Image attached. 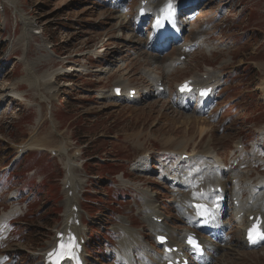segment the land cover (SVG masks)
<instances>
[{"label":"rangeland","instance_id":"rangeland-1","mask_svg":"<svg viewBox=\"0 0 264 264\" xmlns=\"http://www.w3.org/2000/svg\"><path fill=\"white\" fill-rule=\"evenodd\" d=\"M122 2L0 0V219L19 207L10 219L0 220L4 263L43 264L42 252L54 245L68 206L80 219L82 210L86 264L126 263L121 253L125 234L117 227L124 218L128 226L141 230L142 242L132 248L134 263L157 261L156 233L142 217L146 198L158 205L173 232L187 226L177 213L176 187L168 176L181 171L184 178L182 167L194 169L209 160L207 146L217 155L214 177L235 169L250 170L253 183L264 178V0H203L194 6L197 15L186 25V39L203 25L201 45L181 55L182 64L164 78L169 94L136 103L122 95L111 98L107 92L120 77L142 88L148 84L143 70L163 75L164 63L162 69H154L147 37L136 35L140 0ZM119 8H125V18ZM23 18L37 29L25 34ZM178 52L175 47L164 62L177 58ZM26 61H37L34 85L23 79ZM69 68L84 70L56 75L51 82L42 80L46 71ZM106 68L109 72L102 70ZM209 72L221 79L214 87V111H189L177 105L176 84ZM13 91L24 96L18 98ZM32 141L45 148H26ZM178 145L189 149L191 158H179ZM54 148L60 154H53ZM143 155L148 164L155 163V172L137 170ZM69 158L79 163L77 173L84 185H75L73 200L64 205ZM233 174L237 176L233 180L230 173L222 174V179L239 183L243 175ZM232 202L229 195L225 205L229 225L226 240L220 242L224 249L209 264H264V244L248 248L238 243ZM253 208L257 204L242 210ZM263 208L261 203L257 209ZM182 211L187 217L191 210ZM134 239L128 232L127 241Z\"/></svg>","mask_w":264,"mask_h":264},{"label":"bare ground","instance_id":"bare-ground-1","mask_svg":"<svg viewBox=\"0 0 264 264\" xmlns=\"http://www.w3.org/2000/svg\"><path fill=\"white\" fill-rule=\"evenodd\" d=\"M11 1V0H10ZM119 1V0H118ZM146 2V7L148 8L149 11H155V12H159V9L166 4V2L168 0H141L142 2ZM175 2H180V0H173ZM12 4L15 5V2H12ZM121 5V4H119ZM142 6V4H140L138 7L140 8ZM138 8V9H139ZM120 15H123L122 18H125L126 16H124L125 14L120 13ZM137 18H138V13H137ZM32 22V21H31ZM180 22H182L183 24H188L190 22L189 17H181ZM23 23L24 25H26L25 27V34H29L30 31H34L36 29V27L32 26V24L30 22H28V20L26 18H23ZM133 23V22H132ZM121 27L124 25V22L121 21L120 23ZM206 28L202 25V27H196L190 34V37L187 38V45L189 44H196V43H200V40L202 38V34L204 33V30ZM141 41V40H140ZM139 42V41H138ZM207 46L210 47V49L207 48ZM206 48L208 51L212 50V47L209 44H206ZM178 53L177 55L178 58L175 59H170L166 62H164V57L162 56H156V55H151L150 59L152 61L153 64H156L155 66H153L154 69H162V65L164 63V70H163V75H158L155 76L153 73L154 71H150L149 69H145L143 70L147 77L145 76L144 72V79L146 82H148V84H143V87H137V86H131L129 83L123 82L121 77L117 80V83L115 86L112 87V89L107 92V96L111 97V98H119L116 93H115V87H121L122 88V96L125 97V101H131L133 103L139 102L141 100H143V98L147 97V96H157V98L159 96H161V94H166L167 92H170V88L168 86V90L165 91V93H162L160 91V87L163 86V80L166 76L171 74V71H176L177 69V61L180 60V55L185 54V52L183 51V47L180 49V47H178ZM135 53H138L136 51H134ZM45 54V53H44ZM43 56V55H42ZM42 56H40L42 58ZM40 58V59H41ZM192 59V58H191ZM37 61H26V74L23 76V79H29L31 81V84L34 85L37 82V79L34 75V69L36 67ZM143 69V68H142ZM77 71V72H81L84 69L83 68H69L66 71H62L57 73L59 70L56 71H46L44 73V75H42V80H46L47 82H51L52 80H54L56 78V75L59 74H65L66 72H70V71ZM105 72H109L110 68H106V69H102ZM90 71V70H89ZM207 74V76L205 75H194L189 79H192V84L199 86V87H210L212 86L213 90L214 87L216 85H218L220 83V75L218 73H213V72H209V73H205ZM150 78V79H149ZM36 79V80H35ZM188 79V78H187ZM152 83H151V81ZM184 81V80H182ZM181 81V82H182ZM181 82L176 84V88H178L181 84ZM41 83V82H40ZM153 84V85H152ZM132 90H136V94L131 97V92ZM263 90H264V86H263ZM14 92V91H13ZM16 96L21 97L22 95L24 96L23 93H21V91H16L14 92ZM213 93V92H212ZM197 94V93H196ZM106 95V94H105ZM104 96V95H103ZM213 95L211 94V97ZM192 102H194V98L193 95H189V96H182L180 99V104L182 107L188 108L191 106ZM199 102V99L198 101ZM43 117V116H42ZM175 120V119H174ZM135 136H138V133L134 134ZM35 141H32L31 144H27L25 145L26 148H37L39 146L44 147V145L40 144V143H34ZM34 147H31V146ZM45 148V147H44ZM41 148V149H44ZM177 153L180 155L179 158H182L183 155H188L189 158H191V154L189 153V149L187 148H183L181 146H177ZM40 149V148H37ZM59 151V152H58ZM58 152V153H57ZM206 152H207V156L209 157V160H204L202 162H200V164L197 165V168L194 169H188L186 167H182V171L185 172L183 174V176H185L184 178H181L180 176V172H176V175L173 176L170 174L171 181L173 182V185L176 187L174 190L176 192V195L178 197L177 199V213L181 215V217L184 219V221L186 222L185 227H180L179 229H176L174 232L172 231L173 226L166 220L162 219L161 222L156 221L155 218H162V215L159 213V208L157 204H154L153 199L151 198H146V203L144 208L142 209V211L144 212L143 214V220L145 221V223H148L149 228L156 233L155 234V240H156V236L160 235V234H166L168 235V237L170 238V242L166 243V244H162L159 247V250L157 251V261H155L154 259L152 261L149 262H144L143 264H158L159 262H161V256L163 254L164 257H162V264H167L169 263L171 260H174L176 257H178L177 253H167L164 250V247L166 245H170V246H174V245H178L183 251L184 253H186V247L184 245V240L187 237L188 232L190 231V227L188 225L194 224L196 226V224L201 221V219L198 218L197 213L195 211V206L196 204H194L195 201L198 200V202H207L209 201L210 198H215L218 195V193L215 191L217 190L218 186L222 187V190H224L225 192L223 193L225 196H227V190H228V186L231 184L232 187V193H230V195H232V198L238 201V205L233 206L232 208V213H234L233 217H234V221L237 223V233H239L238 236V243L242 246L246 245V239H245V235H246V229L251 225L250 223V216L251 215H255V216H261L264 222V208L262 210H258V206H260L261 203H264V178L261 177L256 183L251 182V180L249 179V171L250 170H245V171H239V170H227L225 173H230L232 175V180L235 179L234 177H237L233 174V171H236V173H240L241 175H243L241 178H239V183L236 182H228L225 181L224 179H222V174L225 173H220L217 174V177H214V175L212 174V170L217 171V168L219 167L217 165V160L214 161L213 160V156H215L217 158V155H213V151H212V147L211 146H207L206 147ZM53 154H60V149H53L52 151ZM203 153V152H202ZM206 154V153H204ZM147 155H143L140 160H139V164H138V168L137 170H141V171H153L156 170V167H152V164H148L147 163ZM141 162V163H140ZM78 162H76V160H72L71 158L68 159L66 166H67V172L65 174V176L67 177V182H64V194L65 197L67 196V198L64 200V205L65 204H69V201H67L68 199L73 200V196L75 195V185L77 184H83V178L80 177V175L77 173V166H78ZM154 166V165H153ZM66 169V168H65ZM203 172L202 176H196L199 173L198 172ZM169 175V174H168ZM205 178V179H204ZM263 178V179H262ZM203 184V187L199 188V184L201 183ZM227 186H226V184ZM243 183V184H242ZM263 183V184H261ZM84 185V184H83ZM68 186V187H67ZM80 186V185H79ZM78 186V188H79ZM202 186V185H201ZM243 186L246 189H243ZM67 187V188H66ZM81 189V188H80ZM231 189V188H230ZM242 190V193L241 191ZM66 191V193H65ZM74 193V194H73ZM246 193V195H245ZM186 197V198H184ZM182 199V202H181ZM246 204V205H244ZM257 204V208H253V210L250 211H245L243 212V207L244 206H249V205H255ZM224 205H221L220 208V212H223V208ZM239 209L237 210V213L239 212H243V213H236V208ZM19 207H17L16 209L19 211L18 209ZM189 209L191 210L188 213V216L185 217V213L187 212H183L182 209ZM16 209H11L9 211H7L5 214H3V216L1 217L0 220L3 221H7L8 219L11 218V216H13L14 214L18 213V211ZM70 206L68 207H64V218H63V224H62V228L61 230H58L57 234L60 235V239H66L67 235H69V233H78L81 231L82 232V221H83V215H82V210H81V219L78 217V211L76 209H74L72 212H70ZM66 217V219H65ZM66 220V221H65ZM224 222V223H223ZM121 224H123L122 226L125 227V229L123 227H121ZM229 223H226V221H221L219 220V222L217 223H213L211 225V228L209 230H207V232H210L211 235L214 237V239H219V242H214L209 238H202V241L206 247V249L208 250L205 255L207 258H214L216 257L217 254H219L223 249H224V244L220 243L223 242V240H221L222 238H224L223 236V232L224 230L228 227ZM119 227L121 230H123L124 232V236L122 238V257L123 259L126 261L125 264H135L134 263V259L133 258H137L132 256V248L138 244H140L142 242L141 238H139V234L138 232L133 229L132 227L128 226V221L124 218L121 223L117 226ZM127 231V232H126ZM130 231L132 232V236L135 237V239L133 240L132 243H129L130 240L127 241V233ZM81 232L79 235H81ZM82 236V235H81ZM59 242V240H58ZM57 247V245L55 246L54 249L55 250ZM150 252V251H148ZM165 252V253H163ZM121 256V255H120ZM209 256V257H208ZM1 260H0V264L3 261L2 256H0ZM155 258V257H154ZM47 259L48 256H45L44 261L47 263ZM200 260V259H199ZM86 260L83 258V255H81V262L80 264H86L85 263ZM7 264V263H4ZM64 264H71L69 261H66Z\"/></svg>","mask_w":264,"mask_h":264}]
</instances>
